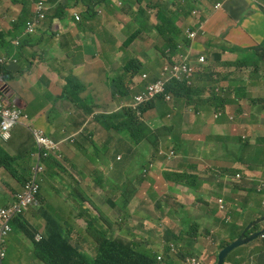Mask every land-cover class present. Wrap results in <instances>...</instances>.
<instances>
[{
  "label": "trees",
  "instance_id": "16d2710c",
  "mask_svg": "<svg viewBox=\"0 0 264 264\" xmlns=\"http://www.w3.org/2000/svg\"><path fill=\"white\" fill-rule=\"evenodd\" d=\"M74 2L82 5L85 8V13L79 21L74 20L69 23L68 32L70 39L76 34L84 38L89 34L95 33L104 43H108L105 38L113 41L115 32L106 29V35H102L99 22L107 15L108 26L118 30V28H115L117 22L113 19L124 13L135 20L139 19L143 27H141V30H157L156 38L157 40L163 39L164 44L162 52L157 53L156 58L151 61V65H147L148 59L133 58L128 60L124 56L125 62L119 64L116 60H109L111 52L105 50L101 53L99 64L108 69V76L110 77L109 79H104L101 86L109 81L111 87V90H109L111 99L102 102L86 100L83 93L86 92L87 86L81 79L82 76L76 73V68L82 66L86 62V58L95 56L97 52L91 51L92 48L87 43L75 45L82 52L79 56V65L75 68L74 73L72 69L68 73H61L57 82L66 85L63 89L64 94L62 93V97L68 99L69 102L82 111L88 117L89 122L96 127L106 131L111 129L117 132L127 130L130 139L134 143L142 141L152 142L153 139L150 134L155 132L158 126H151L144 119L142 114H146L149 110L158 109L159 125L168 123L173 131L181 127L179 131L181 132L183 130L182 123L184 122L179 114L182 113L180 109L190 107L199 110L206 108L208 104H212V106L220 104L228 96L241 97L242 94L240 92H246L245 89H234L227 92L222 90L217 93L212 84L215 81L214 68L219 65H234L237 59L232 54L227 55L223 61H218L213 56V53L218 50V46L212 42L217 41L219 37L218 28L214 27L213 30H210V25L220 11L224 9L225 5H242L240 0H74ZM170 4L174 7H170ZM218 5L221 6L218 7ZM137 6L138 10L136 11L135 7ZM194 12L199 14V18L195 21L196 23L187 26L189 30L181 39V18H192ZM227 16L230 18L231 14L228 13ZM152 19L157 21V29L152 28ZM132 26L130 23L125 29L120 31L130 30ZM26 35L30 37L29 32ZM134 39L135 35L130 36L124 41L123 45L130 46ZM202 40L205 41L202 43ZM207 43V63L197 68L194 61L200 55H194L195 49L197 47L203 48L200 45ZM22 44L20 41L19 47ZM26 46L29 50H32L30 52L32 58L35 56L39 57L40 53H45L43 52L44 50H39L37 47ZM24 51L27 50L25 49ZM75 54L76 50H72L69 53V55ZM32 58L29 60L28 65L37 64V68L44 61L39 59L38 63ZM19 62L23 66L21 59ZM184 65L192 66L193 71L184 73L176 68ZM140 71L141 73H149L155 79L161 75L166 81V92L173 96V101L167 102L164 94L161 93L157 98L140 104L138 106L140 113L134 110L131 105H124L116 111L104 108V103L131 99L133 96L131 83L133 85L140 84L143 88L147 85V79L142 76L139 79L137 78V73ZM19 72L24 74L22 70H19ZM119 77L124 80H120ZM13 79L17 80L16 83H22V80L26 78L20 77L16 79L14 75ZM128 83L130 84L127 85ZM14 88V85L9 83L8 88L2 89V91L8 89L14 91ZM55 94V92L47 89L42 97L48 100L59 98ZM19 96L18 93L13 94L14 98ZM100 108L103 109L100 110ZM27 110L25 111L31 115L24 111V122L29 123L32 128H42L43 125L34 124L32 118V115L36 114L37 110H32L30 107ZM53 114L56 116L60 115L56 105L54 109L51 108L49 117H53L55 124L59 127V122ZM63 124L65 127L61 125L63 130L61 138L51 137L62 143L61 150L63 153V145L75 147L78 151L75 153L77 155L76 158L65 156L64 162L60 161L44 147L39 146L31 132L30 136L25 134L26 140L19 149L17 156L12 155L0 142V167L15 178L21 184L22 189L32 179L31 175L27 178L24 173L26 170L25 163L30 161L28 156L31 150L40 153L39 157L43 165L58 168L54 171L45 170L51 176V180H43L41 182V190L38 193V200L47 201V213L44 215L46 218L45 226L35 225L32 221L33 219L25 212L26 208H23L22 212L15 217L13 224H11L14 232L21 233L29 246L34 244L36 248L37 245L39 252L43 249L44 251L40 252L41 256L49 264H157L159 262L157 259L158 255L154 251L142 249L139 244L130 242L129 234L116 232V228L123 225L122 219L117 216L108 219L109 214L105 210L106 204L91 202L84 207L82 202L84 199H89L87 197H91L90 192L94 193V191H101L106 197H118V199L126 197L127 192L130 190V180L133 174L130 166V157L134 147L126 141L101 144L94 137L93 132H87L84 123L74 116L72 117V122ZM180 140L179 137L175 139L168 138L166 145L169 147L179 146ZM30 143L32 144L31 149L28 148ZM115 145L119 147V150L111 149V146L114 147ZM155 145H157V141L153 140L152 147ZM120 154H122L121 158L119 157ZM14 157H19V160ZM87 160L94 163L95 168H89L86 164ZM73 168L77 170V173ZM62 172L67 175L68 180L60 181V178H55L56 174ZM87 178H90V180L86 181ZM21 190H15L13 197H8V201L4 206L16 203L19 200L17 194ZM54 194L59 196L58 198L64 208V211L59 214L55 211L56 208L52 203ZM76 206L82 210L81 217L86 222V225L75 227L71 218L65 219L66 209ZM104 220H107V223L112 227L111 229L103 227L102 223ZM68 232L78 233L83 237L88 232L95 241V254L90 256L74 246ZM37 234L42 236L39 242L36 240ZM9 236L6 237L3 243V248L8 256L11 255L9 242L7 245ZM193 252V249L188 251L182 248L176 253L177 259H174L171 254H166V258L169 264H182L184 261L181 262L180 259ZM216 256L214 254L211 258L215 259Z\"/></svg>",
  "mask_w": 264,
  "mask_h": 264
},
{
  "label": "crops",
  "instance_id": "0c3cea01",
  "mask_svg": "<svg viewBox=\"0 0 264 264\" xmlns=\"http://www.w3.org/2000/svg\"><path fill=\"white\" fill-rule=\"evenodd\" d=\"M25 1L27 5L22 16L24 19L19 22L22 5L20 3L13 4L10 0H0V58H11L10 62L0 70L1 90L8 88L9 83L12 84L10 81L13 80L15 67L19 64L20 58L16 56V53L22 52L21 48L18 47L17 51L11 50L15 39H18L28 46L37 47L39 50H44L50 45L49 40L45 37V35L49 34L45 31H38L30 35V37L23 34L24 24L32 16L36 0ZM58 1L59 4L56 9L58 15L61 16L60 20L57 21L63 24V20L68 17L63 14V7H69L71 4L65 0ZM240 1L242 5H225L224 9L220 11L214 22L210 25V30H213L214 27L218 28L219 39L217 42L234 45L238 48L245 47L251 50L247 53L241 50L231 51L230 53L238 61L235 68H239V70L221 71L218 68L217 80L213 83L216 85L221 84L227 90L245 89L246 92H240L242 94L241 97H235V95L228 96L222 103L215 104L213 107L212 104H208L206 108L199 110L190 107L180 109L182 113L179 114L183 118L184 123L182 124L184 130L179 133L178 137L181 139L180 144L182 147L175 148L177 152L171 158L163 153L170 152L165 147L162 151L155 154L156 157L152 162L154 163L153 166L146 165L148 161V157H146L147 152L155 148V146L152 147L153 140L152 142L142 141L137 145H132L126 136L121 134L115 136L91 124L88 117L82 111L74 112L72 106L68 103L69 100L61 97L63 96L61 90H63L65 85L59 84L57 80L53 82L56 74V70L53 68L48 70L53 76L49 80L50 84L48 88L54 92L60 89L55 94L59 98L48 100L46 103L26 101L20 96L13 99L17 106L24 108L26 111H28L27 109L29 107L32 110H37V113L32 115L34 124L43 125L42 128L52 137H59L60 139L63 131L61 125L65 127L63 123L72 122V117L74 116L84 123L87 132H93L94 137L101 144L126 141L134 147L130 157V166L133 174L130 180V190L127 192L126 197L124 199L106 197L103 192L94 191V193L90 192L91 197H87L89 199H84L82 202L84 203V207L91 202L102 205L106 204L105 210L109 214L108 219L114 216L121 217L122 219L123 225L117 227L116 232L129 234V241L139 244L141 248L155 249L165 245L167 242L157 223L158 211L162 205L170 211L171 217L182 216L184 223L188 221L186 218L187 213H191L192 216H207L214 219L217 231L221 230L224 221L221 219L220 214L214 213L206 205V199L196 198L194 200L188 183L186 182V173L192 169V154L196 156L200 165L206 161L217 163L220 167V172L227 177L234 179L235 177L237 178V173L241 174V181L227 183L222 190L223 192L230 193V196H227L226 200L231 205V222L242 225L244 220L251 219L264 211V187L261 191L257 189L258 185L264 182V161L261 164L254 161L264 143V132L258 130L264 126V53L255 51L257 47L264 44V4H259L255 0ZM228 13L231 14L230 18L227 16ZM43 26L46 28L47 24L44 23ZM58 34L59 32L57 30H53L52 37ZM54 44L59 45L57 42ZM46 58L47 55L45 53L39 54V59L43 60ZM258 59H262L263 61L260 65L256 63ZM244 65L247 66V71L242 73L240 69H243L242 67ZM37 69L40 70L42 67L39 66ZM104 79V76L100 77L98 81L96 78H93L89 82V85L93 86L94 82L97 81L100 84L98 91L104 94L100 101H109L111 99L109 95L110 83L108 81L107 84H102L101 86ZM85 84L87 86L86 91H88L89 85L87 83ZM6 91H2V93L4 92L5 100L9 101V98L13 97V94H16V92L9 91L6 93ZM55 105L60 111V115L56 116L53 114L59 122V127L55 124L53 117H49L51 108L54 109ZM211 108L213 111L215 109H228V112L235 114V118L230 121L224 116L221 119L212 121L211 117L201 116L209 115ZM68 109L71 110V113ZM236 112H239L238 116ZM158 114L157 108H153L147 112L146 118L151 126H159ZM26 124L28 126L21 125L28 127L30 132L33 133L30 129V124ZM17 132L19 131H17L16 126L10 133V139L6 142H1L11 154L16 151H12L13 145H11L10 141ZM20 132V137L17 139L18 145H22L26 140L23 130ZM34 139L37 142L35 136ZM166 140L157 138L154 141H157V143H165ZM7 144L12 147L10 148ZM63 151L62 162H64L65 156L77 157L75 153L78 151L75 147L63 145ZM29 156L35 159V165L31 167L29 162L25 163L26 170L24 173L26 177L29 178L30 173H32L31 169L39 164L44 168L40 174V178L44 181L46 179L51 180V176L46 172L48 169L54 171L58 168L41 164L39 156L33 150L30 151ZM119 156L122 157V154ZM261 165L262 169H260ZM88 167L91 168L89 165ZM93 168H95L94 163ZM46 169L47 171L44 172ZM73 170L77 173L75 168ZM151 171L156 173L157 179L151 176ZM250 176H252V179H250ZM55 178H60V181L68 180L64 172L56 174ZM88 180L90 178H87L86 181ZM13 183V178L9 182H0V197H5L0 207H3L7 203L8 197H13ZM6 187L8 190H6ZM58 197L57 194H54L52 196V203L56 208L55 211L59 214L64 211V208ZM39 200V206L31 207L30 214L34 215L32 221L35 225L45 226L46 218L44 215L47 213V201L43 199ZM179 202H183V211L179 207ZM71 208L74 209V212L71 214L69 211L70 208L66 209L65 219L71 218L74 222L73 226L75 227L86 225V222L81 217L82 210L80 207L76 206ZM107 220L103 221V227L105 229H111L112 227L107 223ZM14 233H11L9 239ZM69 236L71 242L78 249L90 256L95 254V241L88 232L84 237L78 233H69ZM9 239L7 240V245ZM25 250H29L28 253L36 254L42 264H49L41 256V253L44 251L43 249L40 253L37 250V245L36 248L34 244L26 247L25 243L15 248V255L8 256L5 264H27L26 255L28 253H25ZM236 261L237 259H233L232 264H236Z\"/></svg>",
  "mask_w": 264,
  "mask_h": 264
},
{
  "label": "clouds",
  "instance_id": "9594fccd",
  "mask_svg": "<svg viewBox=\"0 0 264 264\" xmlns=\"http://www.w3.org/2000/svg\"><path fill=\"white\" fill-rule=\"evenodd\" d=\"M65 1L71 5L69 7H65V8L63 7V9H64L63 14L68 16L63 20L64 21L63 24H61L59 21H57V20H60V16H61V15H58L57 9H56L57 5L59 4L58 0H36L34 3L32 16L26 20V22L24 24V30H23L24 35H26V33H28V32L30 33V35H33V34L37 33L38 31H45L46 33L49 34V35H45V37L49 40L50 45L48 47H46L43 51L47 55V58L43 59L44 61L41 62V65L47 59L51 58L52 61L58 63V66H59V64L66 66V69H60L58 67V69L56 70V74H55L53 82L59 79L61 73H64V72L68 73L70 71V69H72V72L74 73L75 68L79 65V60H80L79 56L82 53L80 51L78 53L77 52L78 49L76 48L75 45L72 44L70 36H69V32H68V30H69L68 26H69L70 22H72L74 20L79 21L81 19V17L84 16L85 8H83L82 5L75 4L74 0H65ZM255 1H257L259 4H264V0H255ZM11 3H13V4L20 3L22 5V11H21V15H20L19 19L23 20L24 17H22V16H23L24 9L27 5V2L25 0H14ZM220 6L221 5H218V7H220ZM69 8L73 9L72 14L67 13V10ZM193 14H198V13L194 12ZM44 23L47 24L46 28H44V26H43ZM52 29L57 30L59 32V34L57 36L52 37V35H53ZM71 30H74V29H71ZM93 34H95V33H93ZM96 37H97V40H94L92 43H90V46H91V48L95 49V52H97V53L95 56H89L88 58H86V61L90 57L97 58L98 52L101 55V53H103L105 51V48L107 47V43L102 42L101 39L97 35H96ZM55 42H57L59 45L58 46L55 45L54 44ZM13 43L16 44L17 47H19L20 41L18 39H15L13 41ZM212 43H214L218 46V50L215 51V53H213V56L218 61H223L227 55L231 54L230 53L231 51L241 50L244 53H247L249 50H251V49H248L245 47L238 48V47H235L234 45L220 43L217 41H213ZM233 48H236V49H233ZM72 50H76L75 55H69L70 51H72ZM30 51H32V50H30ZM201 56H204L205 60H200ZM10 59H11L10 57L0 58V70L10 62ZM32 59L36 60L39 63V57L38 56H35V58H32ZM237 62L238 61L236 60V63L234 65H219V66L215 67L214 68L215 82H216L217 76H218V74H217L218 68L221 71H238L239 68H235ZM262 62H263L262 59L256 60V63L258 65H260ZM194 63L196 64L197 68H200V66L207 63V52H206V55H205V53H201L199 58L196 61H194ZM41 65H40V67H41ZM242 68L243 69H240V70L242 71V73H245L247 71V69H246L247 66L244 65ZM19 70H22L23 72L25 71L24 66H21L20 62L15 67V71H14V75H15L16 79L19 78L17 76V74H19L20 77H23V75H24V74H21L19 72ZM141 71L137 73V78L139 79L140 76H142L143 78L147 79L148 80L147 85L142 90L133 93V96L131 99H122L119 102L113 101L112 103H110V102L104 103L103 104L104 108H106L107 110H110V111H113V110L116 111L124 105H131L134 110H137L138 113H140L139 107H138L140 104H142L144 102H148L151 99L157 98L161 93L164 94V97H165L167 102L173 101V96L166 92V81L161 75L159 77H157V79H155V78H152L149 73H144V72L141 73ZM76 73H78V72H76ZM57 74L59 75V77ZM160 79H163L165 81V91L164 92L158 93L154 97H152L148 100H145V101H138L137 100V96L139 94L147 91V88L152 83H154ZM16 81L17 80H15V82ZM188 81H190V80H188ZM43 82L45 84L49 85V81L43 80ZM129 84L130 83H128L127 85H129ZM130 85H131L132 89L135 87V85H133V83H131ZM213 86L215 87V90L217 93H220L222 90L225 92L228 91L221 84L216 85L215 83H213ZM47 89H49V88L47 87ZM58 90H60V89H57L56 92ZM110 90H111V87H110ZM9 91H13V90L8 89L6 91V93H8ZM46 91H45V93H46ZM50 91H52V90H50ZM230 91H232V90H230ZM0 95L5 100L4 92L2 93L1 88H0ZM167 95H169L171 97V100H168ZM100 102H102V101H100ZM5 103L9 107L11 106V107L21 108V107L17 106L14 103V101L9 102V101L5 100ZM102 109L103 108H100V110H102ZM21 110L24 114V108H21ZM78 111H80V110L78 108H75V112H78ZM146 114H142V115H143L144 119L149 123V121L146 118ZM236 114H237V112H236ZM201 116L211 117L212 121H214L215 119H221L224 116H226L230 121L234 120V118H235V114L228 112V109H225V110L224 109H215L213 111L212 108L210 110L209 115H201ZM237 116H238V114H237ZM158 118H159V114H158ZM22 121L23 122L19 123V124H24V125L28 126V124H26L24 122V120H22ZM159 121H160V119H159ZM206 125H208V124H206ZM30 129L33 132L34 129H38V128H32L30 126ZM39 129L44 130L45 134L51 140H53L54 142H56L58 144L59 148L57 150H55L54 152H51V153H53L60 161H62L63 160V153L61 150L62 143L57 142L55 140V138H52L51 135H49L45 131L44 128H39ZM12 130L10 131V133L12 132ZM108 132L114 134L115 136H117V134H121L123 136H126L130 140L132 145L139 144V143H134L130 139L129 132H127V130H124L122 132H117V131L111 129ZM10 137H11V134L7 140H9ZM6 141L1 140V138H0V142H6ZM37 144H38V142H37ZM159 144H164V146L159 147L158 146ZM196 146H198V145L196 144ZM165 147H167L170 150V152L169 153L163 152V153L165 155H167L169 158H171L172 156H174L175 152H177L175 150V148H181L182 145L179 144V146H170L169 147L166 145V141H165V143H157V145H155L157 153L162 151ZM36 155L39 156V153H36ZM119 157L121 158V156H119ZM191 157H192L193 164H192L191 171L186 173V182L188 183V187H189V189H190V191L194 197V200L196 198L206 199L207 200L206 205L208 207H210V209L214 213L220 214V217L224 222H223V225L221 227V230L217 231V229L215 227L214 219H211L210 217H207V216H198V215L192 216L191 213H187L186 218L188 221H187V223H184L182 216L171 217L170 211L166 207H164V205H162L158 211L157 223H158L159 227L161 228V233L166 238L167 242L165 245L160 246L158 248L148 249V250L154 251L158 255L157 259L159 262L157 264H169L167 261V258H166V254H171L174 259H177L176 253L179 249H182V248L186 249L188 251H191L193 249L196 254H201V252L204 251L202 256L195 255L194 252L189 253V255H187L185 258L180 259L181 262L184 261L182 264H204L203 261H207L205 264H219L218 254L221 250L225 251L224 255H223V259H222V264H232L233 259H237L236 264H264V211H262L261 213H259L255 217H252L251 219L244 220L242 225H238L235 222H231L232 221L231 205L226 200V197H222L220 195L222 188L224 186H226L227 183L241 181L242 180L241 174H239V173H237V175L235 174L237 176V178L235 177L234 179H232L230 177H227L226 175H223V173L220 172V167L217 163H215L213 161H206L200 165L198 163L195 155L192 154ZM39 160H40V157H39ZM145 171L147 172V170H145ZM31 172L32 173H30V175L32 176V179L30 181H32L33 177H34L33 169H31ZM210 173L212 175H214L218 179V181L216 180V181L212 182L211 179L205 180L204 177H210ZM40 174L37 178V182H39V189H38V192L36 194V201L34 203L30 204L25 209V212L32 219H34V215L30 214V208L34 207V206H39L38 193L41 190V182L43 181L40 178ZM250 179H252V176H250ZM30 181H28V182H30ZM263 187H264V182L260 183L258 185L257 189L259 191H261L263 189ZM12 205H6V207L12 206ZM179 207L182 211L183 202H179ZM19 214H17V215H19ZM15 217L9 223L11 230L4 237V242H5L6 237H8L9 235H11V233L14 232L11 224H13ZM197 224L203 225L205 227V229L199 231L197 229V226L195 227V225H197ZM203 236H205V238L207 239L206 240L207 245L202 244V245L198 246L196 244V241L200 240L201 237H203ZM215 236H217V240H219V241H217V243L215 245H214L213 241H211L209 243V240ZM170 238H172V239L175 238V239L173 240V242H170ZM41 239H42V236L40 234H37L36 240L39 242ZM177 239H180V240H177ZM210 247H215V250L212 251L213 254H216L218 252L215 259H212L211 258L212 256H210V257L205 256L206 251ZM196 248H199L198 252L196 251ZM142 249H145V248H142ZM167 249H170V250H167ZM172 249L174 250L173 253L171 251ZM163 251L165 252V255H164ZM28 252H29V250H25V253H28ZM7 257H8V255L6 252V258L3 262V264H5ZM27 264H31V261H29Z\"/></svg>",
  "mask_w": 264,
  "mask_h": 264
},
{
  "label": "rangeland",
  "instance_id": "374dc122",
  "mask_svg": "<svg viewBox=\"0 0 264 264\" xmlns=\"http://www.w3.org/2000/svg\"><path fill=\"white\" fill-rule=\"evenodd\" d=\"M170 7H174V6L172 4H170ZM135 10L136 11L138 10V6L135 7ZM67 13L72 14L73 9L69 8L67 10ZM198 17H199L198 14H194V16L192 18H185V17L181 18L182 19V21L180 23L181 29H182L181 39H182L183 35L187 32V30H189V29H187V26L191 25L192 23H196L195 21L198 19ZM113 20L115 22H117V26L115 28H118V30H115V29H113V27L108 26V24H107L108 16L107 15L104 17V19L102 21L99 22L102 35H106V29L115 32V39L113 41H111V39H109V38H105V40L108 42L105 50L111 52L109 60H116V61H118L117 63L123 64V62H125L123 60V56H124V58H126L128 60L133 59V58L134 59L140 58V60L148 59L147 65H151V61L156 58L157 53L162 52V50L164 48L163 39L157 40V38H156L157 30H144V29L141 30L142 25H141V22L139 21V19L135 20L130 15H125L124 13L122 15L118 16V18H114ZM130 23L133 25L130 28V30H126L125 32L120 31V30L125 29L126 26ZM151 26L153 29L158 28V23L155 19L151 20ZM132 35H135V39L131 43V45L130 46L122 45L124 43V41ZM94 40H97V37L95 34H89V35L85 36L84 38L82 36L76 34L71 39V42L73 45L82 44V43L90 44ZM204 41L205 40H202L201 42L203 43ZM200 46H202L203 48L197 47L195 49L194 55H200L201 53H205V55H206V52L208 51V43L204 44V45H200ZM17 48L18 47L16 44H13L11 46V50L17 51ZM20 48H21L22 52L16 53V56H18L21 59V63L25 68L23 77H25L26 79L22 80V83H16L15 80H11L10 82L15 87L14 91L16 93H18L26 101L46 103L48 101V99L45 97H42V96H44L48 85L45 84L43 82V80L49 81L53 78L51 72L48 70H50L52 68L57 70L58 67L60 69H66V66H64L62 64H59V66H58V63L52 61L51 58H49L41 65L42 69L38 70L36 67L37 64L28 65L30 62L29 60L32 58V54L29 52H32V51H30L27 48L25 43H23ZM25 49L27 50V52L24 51ZM91 51H95V50L92 48ZM255 51L258 53H264V44L257 47ZM77 52L79 53V50H77ZM99 56H100V53L98 52L97 58L90 57L89 59H87V61L82 66L76 68V72H78L82 76L81 79L85 83H87L88 85H89V82H91L93 78H96L97 81L102 76H104L105 79L110 78L108 76V72H109L108 69L103 68L99 64ZM33 58H35V57H33ZM17 76L20 78L19 74H17ZM119 78H120V80H124L122 77H119ZM97 81L94 82L93 86L89 85L88 91H86L83 94L87 101H91V100L100 101L103 98L104 94L101 93L100 91H98L100 84H98ZM49 84H50V81H49ZM142 89H143L142 85L136 84L135 87L132 89V92L135 93V92L140 91ZM62 92L64 94V91H62ZM39 97H42V98H39ZM13 98L14 97H10L9 102H12ZM17 103H20V102H17ZM68 103L72 106L73 111L75 112V108H77V107L69 101H68ZM68 111L71 113V110L68 109ZM180 129H181V127H180ZM180 129H178V130L175 129L173 131L170 124H168V123L160 124L156 128L155 132L151 133L150 136L153 140H155L157 138L175 139L178 137V135L180 133L179 132ZM22 130L25 134H28L30 136V130L28 127H23L21 124L17 125V131H19V132L14 134L13 139L10 141L11 145H13L12 151H16V152H12V155H14V156L18 155L19 149L22 146V145L17 144V139L20 137V134H21L20 131H22ZM258 130L260 132H264V126L260 127ZM16 145H18V146H16ZM7 146H9L10 148L12 147L9 144H7ZM158 146L163 147L164 144H159ZM28 148L29 149L32 148L31 143H30ZM111 149L112 150L113 149L119 150V147L117 145H115L114 147L111 146ZM156 153H157L156 148L149 150L147 152L146 157H148V161H147L146 165H150V166L154 165V163H152V162L154 161V159L156 157L155 156ZM29 155H30V152H29ZM14 158L16 160H19V157H14ZM29 159H30L29 165L31 167H33L35 165V159L32 158L31 156H28V160ZM254 161L259 163V164H261V162L264 161V143H263L261 150L258 152V155L254 159ZM87 164L91 168H93V163L87 161ZM16 165H19V164H16ZM260 169H262V165H261ZM150 174L153 178L157 179V175L154 171H151ZM12 178L13 177L6 170H4L2 167H0V180L9 182L10 180H12ZM204 179L205 180L211 179L212 182H214L216 180L218 181V179L214 175H212L211 173H210V177H204ZM2 181H0V182H2ZM13 182H14L13 183V191L22 189L21 184L18 181H16L15 178H13ZM11 185H12V183H11ZM6 190H8L7 187H6ZM43 190H46V189H43ZM222 190H223V188H222ZM26 191L27 190H26V185H25V187L18 194H24ZM220 195L222 197H227V196H230V193H226V192L221 191ZM4 198L0 197V206H2ZM11 207L12 206L0 207V212L4 211V210H8ZM69 211L72 214L74 212V209L70 208ZM182 211H183V209H182ZM196 226H197V229L199 231L205 229V227L201 224H197V225H195V227ZM174 239L175 238H173V239L170 238V242H173ZM206 240L207 239L205 238V236H203V237H201L200 240L196 241V244L198 246H200L202 244L207 245ZM211 241H213V243L215 245L217 243V241H219V240H217V236H215L209 240V243ZM22 243H25V246L29 247L28 243L25 240V237L21 233L18 234L15 232L11 236V238L9 239V248L12 252L11 255H15V253H14L15 248L18 245H21ZM213 250H215V247H210L206 251L205 256L210 257V256L214 255L212 253ZM171 251H172V253L174 252L173 249ZM196 251L198 252L199 248H196ZM203 252L204 251H202L201 254H196L194 252V254L202 256ZM222 252H223V250H221L219 252L218 258H220V255ZM163 253L165 255L164 251H163ZM217 253H216V255H217ZM29 261H31V264H42L40 258L36 254H32V253H28L26 255V262L28 263ZM203 262L205 264L207 261H203Z\"/></svg>",
  "mask_w": 264,
  "mask_h": 264
},
{
  "label": "built area",
  "instance_id": "2783aa9c",
  "mask_svg": "<svg viewBox=\"0 0 264 264\" xmlns=\"http://www.w3.org/2000/svg\"><path fill=\"white\" fill-rule=\"evenodd\" d=\"M200 60H205L204 56L200 57ZM167 68V67H166ZM177 69L183 71L184 73L192 72L193 67L190 66H177ZM165 91V81L160 79L152 83L147 91L139 94L137 96L138 101L148 100L158 93ZM168 100H171V97L167 95ZM25 118L21 108L18 107H9L3 97L0 95V138L3 141H6L10 136V131L19 123H22ZM34 136L39 144V146L44 147L48 152H54L59 148L58 144L51 140L42 129H34ZM43 166L37 164L33 168L34 177L33 180L28 182L26 185V192L24 194H18L19 200L12 205L8 210L0 212V264H3L6 258V251L3 248L4 237L11 230L10 221L19 213L22 212L23 208H27L30 204L36 201V194L39 189V182L37 178L39 174L43 171Z\"/></svg>",
  "mask_w": 264,
  "mask_h": 264
},
{
  "label": "water",
  "instance_id": "95a60500",
  "mask_svg": "<svg viewBox=\"0 0 264 264\" xmlns=\"http://www.w3.org/2000/svg\"><path fill=\"white\" fill-rule=\"evenodd\" d=\"M224 252H225V251H223V252L221 253V255H220V258H219V264H222V259H223Z\"/></svg>",
  "mask_w": 264,
  "mask_h": 264
}]
</instances>
